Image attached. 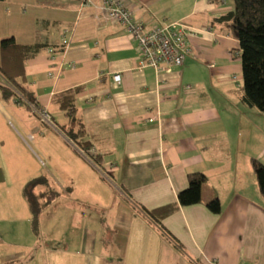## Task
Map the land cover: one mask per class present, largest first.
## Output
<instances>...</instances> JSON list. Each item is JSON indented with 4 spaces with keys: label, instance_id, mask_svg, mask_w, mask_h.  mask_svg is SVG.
Returning a JSON list of instances; mask_svg holds the SVG:
<instances>
[{
    "label": "crops",
    "instance_id": "0c3cea01",
    "mask_svg": "<svg viewBox=\"0 0 264 264\" xmlns=\"http://www.w3.org/2000/svg\"><path fill=\"white\" fill-rule=\"evenodd\" d=\"M102 1H0V42L43 46L24 63L36 106L0 91L7 109L29 103L41 123L29 131L35 150L16 137L35 168L10 175L17 164L0 148V264H264V196L252 166L264 164V113L244 102L239 41L215 21L232 9L124 0L147 29L183 22L201 31L182 67L157 74L138 71L137 42L103 20ZM211 18L216 26L204 27ZM75 88L83 140L101 165L62 129L68 118L56 96ZM195 173L206 177L202 201L163 218L167 234L143 210L177 203ZM38 177L60 194L41 212L37 234L24 188ZM214 199L219 214L207 207Z\"/></svg>",
    "mask_w": 264,
    "mask_h": 264
},
{
    "label": "trees",
    "instance_id": "16d2710c",
    "mask_svg": "<svg viewBox=\"0 0 264 264\" xmlns=\"http://www.w3.org/2000/svg\"><path fill=\"white\" fill-rule=\"evenodd\" d=\"M215 21L227 34L239 41L244 102L249 107L264 113V0H233V9L217 17ZM42 48L43 46L39 44L33 46L19 45L14 37L0 42L3 57V63L0 65V91L3 98L10 99L19 93L30 104L36 106L35 98L22 82L25 76L24 63L37 56ZM79 90L80 88H75L56 96V102L68 118V126H63L62 129L93 158L96 164L101 165L99 158L92 154L91 143L83 140L87 135L86 129L81 120L76 117L75 98ZM252 166L260 191L264 196V164L252 159ZM205 182L206 177L203 174H189V185L178 194L177 203L155 210L144 209L143 211L161 227L162 231L169 234L162 227L161 220L179 207L200 203L202 201V185ZM39 186L47 188L40 195L35 193V189ZM59 194L50 186L46 177L35 178L25 186L24 196L32 213V225L35 233L38 232V220L41 212ZM207 207L212 213L219 214L221 212L218 199L210 201Z\"/></svg>",
    "mask_w": 264,
    "mask_h": 264
},
{
    "label": "built area",
    "instance_id": "2783aa9c",
    "mask_svg": "<svg viewBox=\"0 0 264 264\" xmlns=\"http://www.w3.org/2000/svg\"><path fill=\"white\" fill-rule=\"evenodd\" d=\"M82 1L88 5L93 3L92 0ZM99 10L105 22L119 24L137 42L138 71L152 68L157 74H161L170 72L174 67H182L186 59L193 55L191 37L201 32L191 29L183 22L156 25L147 29L135 20L124 0H103ZM63 44L68 46L66 39L63 40ZM120 81V74H115L114 82L119 84ZM186 89L189 90L191 87L186 86ZM41 116L44 120H50L46 112L41 113Z\"/></svg>",
    "mask_w": 264,
    "mask_h": 264
},
{
    "label": "rangeland",
    "instance_id": "374dc122",
    "mask_svg": "<svg viewBox=\"0 0 264 264\" xmlns=\"http://www.w3.org/2000/svg\"><path fill=\"white\" fill-rule=\"evenodd\" d=\"M214 3L215 8L228 7L233 9V0H211ZM208 18H205L207 20ZM211 18L210 25L204 26L206 28L215 27V23L212 22ZM235 63L240 64L239 59ZM240 91H243V82ZM0 99H2L0 97ZM12 99V98H11ZM14 99V97H13ZM22 109L16 111H11L6 108V105L0 103V148L7 147V152L11 157L14 158L17 166L13 170H9V174L12 175L18 170H23L26 168H35V164L31 156L29 155L27 149L30 151L35 150L36 145L33 143L34 136L29 134L31 128L34 127V124L37 123L40 119H37V116L29 103L22 102ZM248 112L250 109H247ZM252 111L257 112L255 109ZM260 112V111H259ZM39 120V121H38ZM34 130V129H33ZM32 136V137H30ZM16 137L22 140L26 144L25 149ZM30 148H28V147ZM18 168V169H17Z\"/></svg>",
    "mask_w": 264,
    "mask_h": 264
}]
</instances>
